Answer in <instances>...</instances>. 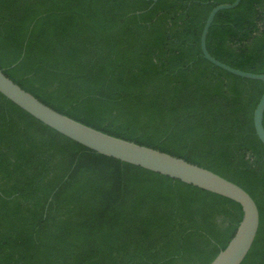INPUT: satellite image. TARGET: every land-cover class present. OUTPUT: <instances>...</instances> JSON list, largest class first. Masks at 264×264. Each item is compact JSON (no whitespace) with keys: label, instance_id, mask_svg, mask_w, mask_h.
Instances as JSON below:
<instances>
[{"label":"trees","instance_id":"1","mask_svg":"<svg viewBox=\"0 0 264 264\" xmlns=\"http://www.w3.org/2000/svg\"><path fill=\"white\" fill-rule=\"evenodd\" d=\"M234 0H0V68L54 109L209 168L255 199L241 264H264L260 79L206 59L210 11ZM206 44L264 73V0L219 10ZM264 124V117H263ZM242 205L100 154L0 92V264H210Z\"/></svg>","mask_w":264,"mask_h":264},{"label":"water","instance_id":"2","mask_svg":"<svg viewBox=\"0 0 264 264\" xmlns=\"http://www.w3.org/2000/svg\"><path fill=\"white\" fill-rule=\"evenodd\" d=\"M240 1L218 4L210 11L201 33V53L210 62L227 71L264 82V73L235 68L214 57L207 48V34L216 13L221 9L233 8ZM0 92L46 125L100 154L170 176L239 202L243 208V218L228 245L210 264H241L243 262L256 238L260 212L255 199L242 186L182 157L111 135L78 121L41 101L11 79L1 68ZM263 117L264 92L253 116L256 133L264 144Z\"/></svg>","mask_w":264,"mask_h":264}]
</instances>
